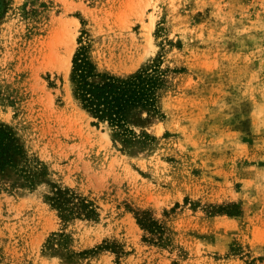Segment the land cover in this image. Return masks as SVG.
<instances>
[{"label": "rangeland", "instance_id": "1", "mask_svg": "<svg viewBox=\"0 0 264 264\" xmlns=\"http://www.w3.org/2000/svg\"><path fill=\"white\" fill-rule=\"evenodd\" d=\"M4 2L0 123L47 174L0 173V264H264V0ZM82 45L103 73L162 62L128 141L74 99ZM54 185L97 214L65 222Z\"/></svg>", "mask_w": 264, "mask_h": 264}, {"label": "trees", "instance_id": "2", "mask_svg": "<svg viewBox=\"0 0 264 264\" xmlns=\"http://www.w3.org/2000/svg\"><path fill=\"white\" fill-rule=\"evenodd\" d=\"M5 6L4 0H0V16ZM70 81L79 106L98 122L109 124L119 137L128 141L135 134L132 124L136 115L142 111L159 112L165 71L162 62L156 61L130 75L103 73L90 58L87 47L82 45L73 55ZM8 169H14L16 178H22L29 185L47 174L43 163L25 150L13 128L0 123V173ZM48 198L65 222L74 216L92 218L97 214L94 204L72 188L54 185ZM138 222L152 235L162 232L163 227L148 212H143Z\"/></svg>", "mask_w": 264, "mask_h": 264}, {"label": "bare ground", "instance_id": "3", "mask_svg": "<svg viewBox=\"0 0 264 264\" xmlns=\"http://www.w3.org/2000/svg\"><path fill=\"white\" fill-rule=\"evenodd\" d=\"M115 50H116V48L115 47H113L112 48V50H111V57L112 58H116V57H120V58H122L123 57V54H124V52L126 51V50H122V49H120V50H118L119 51V55H116L115 54ZM72 54H73V52H72V50H70V52H69V54L67 55L68 56V59H69V65L71 64V57H72ZM66 56V57H67ZM67 59V60H68ZM62 61H63V59H61ZM67 63V62H66ZM65 63V64H66ZM68 65V66H69ZM63 67V66H62ZM67 68V67H66ZM61 120V119H60ZM61 125L63 126V127H65V125H66V123H65V121L63 120V121H61ZM69 125H70V123H69ZM80 136H81V138L82 137H86V136H82L81 134H79Z\"/></svg>", "mask_w": 264, "mask_h": 264}]
</instances>
